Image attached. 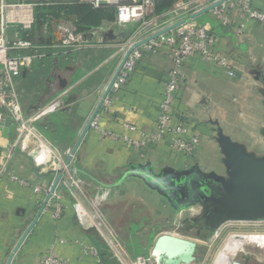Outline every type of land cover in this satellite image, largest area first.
<instances>
[{
  "label": "crops",
  "instance_id": "crops-1",
  "mask_svg": "<svg viewBox=\"0 0 264 264\" xmlns=\"http://www.w3.org/2000/svg\"><path fill=\"white\" fill-rule=\"evenodd\" d=\"M61 20L64 19H50L53 38L47 45L57 40L54 24ZM64 21L73 23L74 20L70 18ZM205 27L211 30L209 26ZM245 27L242 37H238L231 27L220 34L214 33L215 49L227 58L235 77L198 59L188 60L180 68L179 93L174 103L172 120L187 128L188 137H199L193 157L173 152L168 138L157 144L147 143L143 146L132 145L127 141L139 143L142 135H149L155 129L157 106L167 73L172 68L169 54L158 51L144 54L126 86L112 90L108 98L110 106L102 107L97 115L98 125L111 136L104 137L90 129L69 165L83 189L81 200L85 208L94 212L92 219L100 220L109 228L131 259L137 257L128 253L121 240L122 234L127 238L130 228L122 214L126 206L130 207L128 216L131 219L136 217L132 216L133 212L139 211L136 204L148 207V215L142 216V219L149 228L154 218L151 204L159 203L162 209L170 205L183 216V212L190 210H185L188 206L195 210L201 208L200 204H206L209 197H217L216 192H223V188L229 186L222 180L225 177L217 173V157L224 156L221 137L229 139L245 152H248L247 149H257L264 153V135L258 133L256 128L257 125L259 129L263 127L264 106L260 105V114L246 109L249 105L248 95L257 86L251 76L259 74L258 80L264 83L261 77L263 66H257L259 61L264 60V53H253L254 47L258 48L261 43L254 39L253 33L264 29V25L247 23ZM117 29L81 32L89 40V47L64 56L46 55V58L34 59L30 68L22 72L21 86L26 92L21 102L24 114L30 116L38 109H48L44 118L36 123L37 129L46 126V116L56 121L65 117L60 121L67 129L64 132L65 139L57 145L59 150L70 152L120 63L117 64L121 49L132 32L124 39L125 27L118 26ZM237 49H241L242 54H236ZM47 56L52 60L48 62ZM61 80L68 81L64 90H60ZM236 82L244 84L243 111H237L241 99H237ZM229 111H233V114ZM12 130L10 126L9 138ZM44 130L55 133L53 126H46ZM3 144H6V140L2 137L0 145ZM22 157L15 155L12 163L28 186L5 182L0 185V264H6L10 252L43 202L44 192L50 189L55 179L51 173H37L31 161ZM227 173L226 170L224 176ZM193 175L198 176L203 183ZM184 186L190 187V195ZM56 205L60 206L62 213L55 220L53 207ZM76 210L60 183L11 264H40L42 255L50 247L55 248L69 264H100V259L90 253V249L98 253L90 237V233L97 234L84 231L79 226Z\"/></svg>",
  "mask_w": 264,
  "mask_h": 264
},
{
  "label": "built area",
  "instance_id": "built-area-1",
  "mask_svg": "<svg viewBox=\"0 0 264 264\" xmlns=\"http://www.w3.org/2000/svg\"><path fill=\"white\" fill-rule=\"evenodd\" d=\"M219 0H186L179 2L166 13L175 19L166 26H158V17L154 15L155 0H0V128L7 118L13 127L5 138L6 144L0 145V185L8 183L27 187L28 184L17 174L12 159L15 155L23 156L31 161L32 168L39 174L51 173L54 177L62 173L61 182L73 201L76 218L84 231L95 232L106 247V252L117 264H152L146 257L131 259L122 249L119 242L109 228L100 220H93L91 212L82 202L83 189L73 176L70 167L65 164L69 152L59 150L48 142L36 127V123L44 118L47 107L38 109L30 116L24 114L21 102L26 92L21 86V76L24 69H28L34 59L44 58L46 55H67L89 47L86 35L76 30L69 21H57L54 24L57 40L50 45H38L32 41L14 39L12 28L27 31L35 22V9L42 6L71 5L74 3L87 4L94 9L108 6L114 9V17L118 26L135 24L137 28L123 46L126 51L133 45L161 31L162 29L185 20V23L173 31L161 35L156 39L134 49L114 84L112 90L126 86L137 63L144 54L166 51L172 60V68L167 73L163 85L161 100L157 106L155 129L149 135H142L141 141H128L137 146L147 143H158L164 138L169 139L170 149L191 157L199 144L198 136H187V128L172 120L174 103L179 93L180 68L191 59H198L202 63L222 69L228 76L234 77V71L227 59L220 55L216 47V37L204 25L191 20V15L205 9ZM222 26L235 28L241 34L245 24L254 23L264 25V0H231L213 9L211 12ZM161 17V16H159ZM150 21H148V19ZM152 28V29H150ZM48 51V52H44ZM125 51V52H126ZM31 52V53H26ZM109 98V97H108ZM106 99L103 107L110 106ZM91 129L101 136H111L102 130L96 119ZM0 138H2L0 130ZM38 154L35 159L32 156ZM49 190L44 192L46 196ZM55 195V194H54ZM54 197V196H53ZM53 218L61 216V208L53 207ZM96 213V212H95ZM95 258L97 251L90 249ZM40 264H69L60 257L55 248L50 247L41 258Z\"/></svg>",
  "mask_w": 264,
  "mask_h": 264
},
{
  "label": "water",
  "instance_id": "water-1",
  "mask_svg": "<svg viewBox=\"0 0 264 264\" xmlns=\"http://www.w3.org/2000/svg\"><path fill=\"white\" fill-rule=\"evenodd\" d=\"M229 1L231 0H219L218 2L206 7L205 9L191 15L190 19L195 20ZM184 23L185 20L178 21L142 40L141 42L133 45L126 51L106 88L101 94L100 99L96 103L93 111L91 112L82 130L80 131L74 146L70 150V154L65 162L67 166L71 164L81 143L91 129L92 123L103 107L105 100L109 97L114 84L123 68V65L127 61L131 52L134 49L148 43L149 41H152L161 35L173 31ZM67 84V80H61L60 90H64ZM10 126V118H7L3 123L2 128H0L3 138H6L8 136ZM220 144L222 146L224 154L228 156V164L233 174V180L230 187L223 188V192H216L217 197H209V200L205 204V215L210 216L209 220L206 222V225L219 226L220 224L225 222H251L264 220V162H254L245 158L243 156L245 155L243 149L240 146L232 143L227 138L221 137ZM37 156L38 154L32 156L31 159H35ZM193 176L203 183V181H201L198 176ZM61 179L62 173L59 172L55 177L48 191V194L45 196L43 202L38 208L34 218L26 227L21 237L10 252L6 264H11L14 255L18 252L27 236L36 226L46 206L53 198L55 191L61 182ZM185 188L190 195V187L187 188V186H184V189ZM198 242L199 241L195 239L180 237L175 233L163 232L156 236V238L154 239L148 253V259L152 264H191L198 250ZM250 257L251 256L249 255L243 254V258L246 261L249 260ZM232 263L233 261L231 260L230 264Z\"/></svg>",
  "mask_w": 264,
  "mask_h": 264
},
{
  "label": "rangeland",
  "instance_id": "rangeland-1",
  "mask_svg": "<svg viewBox=\"0 0 264 264\" xmlns=\"http://www.w3.org/2000/svg\"><path fill=\"white\" fill-rule=\"evenodd\" d=\"M44 3H46V0H43ZM155 15V14H154ZM156 17H158V26L163 27L166 26L168 24H171L172 22L175 21V19L177 18H172L171 15L167 16L166 14L159 17L157 15H155ZM151 18L148 19V21H150ZM69 20V19H66ZM152 29V28H150ZM246 31V27H244L243 31L241 34L237 33V31L235 32V28H234V32L235 34H237L238 37H242V35L245 33ZM253 37L257 42H261L259 47L255 48L254 47V54H259L264 53V29H258L255 30L253 33ZM122 51L120 52V58L117 62V64L120 62L121 57L124 55L125 51H126V46L125 48L123 47L121 49ZM229 52V51H228ZM236 54L240 55L242 54V50L241 49H237L235 50ZM220 54V53H219ZM223 56V54H220ZM227 59V58H226ZM228 61V60H227ZM116 64V65H117ZM258 67L263 66V70H264V60L263 61H259V63L257 64ZM260 70V68H259ZM235 77V75H234ZM259 74H253L251 76V80L252 82H254L257 86L254 87L253 91H251V95H247L249 96L248 102L247 104H249L247 106L246 109H250V111L253 113H258L260 114L261 112V106H264V83L260 82V80H258ZM261 77L264 79V73L263 75H261ZM235 90H236V95H237V99H241V104H238L237 106V111H243V109L245 110V107H243L242 105L244 104V98H245V91L244 90V84L240 83V82H236V86H235ZM256 100L258 102H256ZM259 106V107H258ZM249 111V113H250ZM228 113L233 114V111H229ZM263 127H261V129H259L258 125L256 126V128L258 129V133H261L262 135H264V124L262 125ZM264 138V136H263ZM243 149V148H242ZM247 149L248 152H244L245 155H243L245 158L254 161V162H264V153H261L260 151H258L257 149ZM70 154V152H69ZM69 156V155H68ZM194 154L191 156L193 157ZM188 157V156H186ZM223 158V160L220 159ZM219 158L217 157V162L219 163V168H218V174L219 175H223L222 180L226 183L229 184L228 187H230V185L232 184V180H233V174L231 172V168L229 167L228 164V156L226 154H224V156H220ZM24 158V157H22ZM68 158V157H67ZM75 158V157H74ZM73 158V160H74ZM190 158V157H189ZM219 159V160H218ZM67 160V159H66ZM72 160V161H73ZM205 162H207L206 160H204ZM220 161V162H219ZM72 163V162H71ZM224 163V164H223ZM224 165V166H223ZM226 170L228 171L227 176H224L226 174ZM212 175L214 174L213 172L211 173ZM157 198H161V196H157ZM159 203H156V205L151 204L150 209H153L152 214H154V218L151 219V226L146 227L144 219H142V216H147L148 215V207L141 205V204H136V208H138V213L135 216V218L131 219L129 218L128 215H130V207L126 206V208H124L123 210L125 216V222H129V220H133L134 223H137L140 225V234H138L139 236H133L134 238H136L139 242L143 243H147L150 241L151 237H152V242L154 238L156 237V235L162 233V232H171V233H175L178 234L180 237H184V238H191V239H195L198 240V250H197V254L194 258V260L191 262V264H213L219 250L221 249L224 241H226L227 237L230 234H264V220H257V221H251V222H244V221H234V222H225L220 224L219 226H215V225H206V222L209 220L210 216L209 215H205V211H204V207L205 204H200V207H197L195 210L190 206H188L185 210H189L188 212L185 211L183 212V216L179 215L180 212L177 213L176 210L172 209L169 205V207H166L165 209H162L161 204L157 205ZM203 205V206H202ZM192 210V211H191ZM128 212V213H127ZM202 213L203 215H201L202 217H199L198 215ZM187 213V215H185ZM129 219H128V218ZM124 222V223H125ZM142 222V223H141ZM145 225V228H144ZM207 227L209 228L208 233L206 234V239L202 240L199 237L201 236V234L203 233V228ZM121 237L126 238V236H124V234H122ZM150 244V246H151ZM150 249V248H149ZM241 256H243L242 253H239L235 256L234 261H242L241 260ZM138 257H145V256H138ZM255 262L256 259L254 257H251ZM260 264H264L263 262H260Z\"/></svg>",
  "mask_w": 264,
  "mask_h": 264
},
{
  "label": "trees",
  "instance_id": "trees-1",
  "mask_svg": "<svg viewBox=\"0 0 264 264\" xmlns=\"http://www.w3.org/2000/svg\"><path fill=\"white\" fill-rule=\"evenodd\" d=\"M58 2H62V0H55ZM186 0H155L154 2V14L157 16H163L172 10L175 5L179 2ZM35 22L30 30L21 31L18 28H12L11 32L14 33L9 37V41L16 39L28 40V41H37L40 44H49L53 38L50 30V19H69L72 18L73 23L76 26V30L79 32H90L92 29H97L99 31H110V30H118V25L114 17V9L108 6H104L98 9L92 8L87 4H79L74 3L71 5H57V6H42L37 7L35 9ZM195 22L202 24L204 26L210 27L211 33L220 34L223 30H228V26H222L215 17L210 14H204L199 18L195 19ZM125 27V37H128L130 32H133L137 25L128 24L124 25ZM102 31V32H103ZM46 58V57H45ZM48 62L51 57L47 56ZM65 117H61L57 121L54 120L51 116H46L45 123L46 126H53L55 128V133L48 132L44 130L46 126H39V131L43 135V137L50 142L54 147L58 148L57 145L61 143L65 139L64 132L67 127H63V121ZM56 137V138H55ZM138 211V210H137ZM138 213V212H137ZM136 212H133L132 216L137 215ZM142 223V222H141ZM128 225L129 234L127 238H121L128 253L134 257L138 256H148V251L150 248V244L152 242V237L149 242H139L133 236H139L141 232V228L139 224L134 223L133 220H129ZM209 228L204 227L203 233L199 237L202 240L206 239V234L208 233ZM90 237L93 240L96 248L98 249V257L100 259V264H117L110 255L106 252V247L99 238V236L90 233Z\"/></svg>",
  "mask_w": 264,
  "mask_h": 264
},
{
  "label": "bare ground",
  "instance_id": "bare-ground-1",
  "mask_svg": "<svg viewBox=\"0 0 264 264\" xmlns=\"http://www.w3.org/2000/svg\"><path fill=\"white\" fill-rule=\"evenodd\" d=\"M239 253L264 263V234H230L213 264H230Z\"/></svg>",
  "mask_w": 264,
  "mask_h": 264
},
{
  "label": "flooded vegetation",
  "instance_id": "flooded-vegetation-1",
  "mask_svg": "<svg viewBox=\"0 0 264 264\" xmlns=\"http://www.w3.org/2000/svg\"><path fill=\"white\" fill-rule=\"evenodd\" d=\"M207 228V227H206ZM197 254V253H196ZM241 260L242 261H234L233 260V263H235V264H260L257 260H256V262L250 257L249 258V260H245L244 258H243V256H241Z\"/></svg>",
  "mask_w": 264,
  "mask_h": 264
}]
</instances>
